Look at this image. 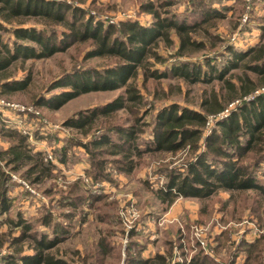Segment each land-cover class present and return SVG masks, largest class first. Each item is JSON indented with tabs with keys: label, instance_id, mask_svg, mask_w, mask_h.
<instances>
[{
	"label": "trees",
	"instance_id": "obj_1",
	"mask_svg": "<svg viewBox=\"0 0 264 264\" xmlns=\"http://www.w3.org/2000/svg\"><path fill=\"white\" fill-rule=\"evenodd\" d=\"M225 1H221L220 7L213 6L210 1H195L189 11L166 16L160 15L157 5L143 2L142 10L151 13L153 17L150 25L125 18L121 19L116 27L107 20V24L103 23L94 15L88 14L87 9L68 0H0V95H9L23 89L30 81L29 72L21 78H9L6 74L8 67L18 58L24 62L28 58L50 56L76 43H87L89 46L83 56L85 59L109 56L113 61L102 68L85 67L65 71L47 85V91L56 86L67 88L51 97H45L42 93L36 94L32 104L58 108L81 93L125 86L124 94L107 102L79 109L63 120L64 126L80 129L84 133L85 138L73 137V143L84 147L88 155L84 171L89 182L78 178L67 183L64 188H45L44 193L49 194L50 199L57 195V204L68 208L58 214L52 207L41 211L37 222L46 228L50 227V234L36 230L35 224L27 220L20 210H17L14 216L7 214L12 206V199L7 192L11 174L4 169V165H8L12 172L26 166L21 175L27 177L30 183H36L51 174L55 165L52 160L46 158L43 151L31 149L26 135L7 127L1 120L0 113V133L12 138L10 144L0 150V224L3 222L9 229L0 232L3 233L0 248L6 245L13 247L10 253L1 256L0 264H95L88 262L89 255H80L78 263H71L55 256L50 250L61 241L76 214H86L80 208L83 203L98 209L97 222L109 227L106 232L110 236H106V239L114 236L110 217L116 213L109 214L106 210L99 209L98 205L102 203L108 209L113 210V207L106 203L108 201L102 200L107 194H97L92 190V185L104 181L115 183L110 169L129 173L139 164H143L142 154L145 152L176 153L186 147L189 151L181 163L159 168L162 172L166 170V181L154 191L158 198L167 204H171L178 196L205 198L218 189L238 193L254 189L264 193V185L258 182L256 175L264 162V92L252 101L240 103L227 117H215L211 131L206 116L208 113L214 114L223 110L230 98L232 101V97L227 99L225 105L216 96H212L211 104H207L208 100H203L201 106L204 111L175 102L163 105L154 114L152 128L144 146L140 143L142 129L138 126L147 109L139 113L144 99L134 80L140 71L144 78L166 75V71L148 65L150 58L155 62L164 61L156 52L157 41L162 39L167 44L171 43L170 33L173 31L178 37V46L174 53L177 56H182L190 46L205 47L203 41L193 37L196 27L205 23L215 25L212 20L223 19L230 11L229 2ZM172 3V0H167L164 4ZM30 19L34 22L27 24ZM5 34L10 38L5 39ZM234 45L224 46L223 53L230 54V61L249 57V62L243 64L244 67L258 75H264V44L251 45L244 51L237 50ZM208 59L209 57L204 60L207 62ZM172 63L166 68L171 75H181L193 80H209L205 74L209 73V77H212L210 71H214L212 73H215V77L221 78L227 69H218L215 64L210 63L205 64L210 69L206 72L202 69L201 62H192L186 58L180 60L179 64L176 61ZM247 80L251 81L249 78ZM229 85L233 87V84ZM245 87L247 91L241 92V97L244 96L242 99H245V95L250 91L257 89ZM120 109H126L132 114L131 122L112 121L113 114ZM99 116L103 117L102 121L98 119ZM96 118L97 122L93 124ZM207 128L209 131L205 133ZM67 147L62 146L58 152L56 149L53 151L62 162L65 161ZM133 154H137L135 162L132 159ZM1 160H4L3 164ZM262 173L264 175V170ZM97 202L99 204L95 205ZM117 217V222L122 223L120 212ZM141 218L140 215L135 225L142 223ZM65 220L66 222H63ZM136 228H131L128 232L122 230L120 233L126 238L122 264H168V253L174 242H166L169 244L167 254L157 252L144 256L142 251L151 241L148 238L145 243L135 240L134 237L140 233ZM13 229L18 231L15 236L12 235ZM24 242H27L32 253L21 254ZM92 244L103 257L112 249L103 238ZM250 245L247 247L243 264H264V234L261 239ZM209 263L211 259L200 253L190 262Z\"/></svg>",
	"mask_w": 264,
	"mask_h": 264
},
{
	"label": "rangeland",
	"instance_id": "obj_2",
	"mask_svg": "<svg viewBox=\"0 0 264 264\" xmlns=\"http://www.w3.org/2000/svg\"><path fill=\"white\" fill-rule=\"evenodd\" d=\"M68 1L87 9L88 14L94 15L103 23L107 20L117 27L116 22L125 18L150 25L153 17L151 13L142 10L141 3L143 2L157 5L160 15L166 16L189 11L195 1L201 0H172L171 5L164 4L167 0ZM203 1H210L213 6L220 7L222 0ZM225 2H229L230 11L223 19L212 20L211 22H215V25L205 23L196 27L193 37L203 41L205 47L190 46L182 56H177L174 53L178 46V37L171 31V43L167 44L159 39L155 46L156 52L164 61L155 62L153 58L148 61L151 68L166 71V75L144 78L140 71L135 78L134 82L141 89L144 99L139 113L141 114L142 110L147 109L143 119L139 122L140 126H138L142 129L140 134L142 147L150 134L154 114L163 105L175 102L182 106L204 111L201 102L208 100L207 104H211L212 96H216L224 105L225 102L230 101L223 110L214 114L208 113L206 116L210 121L211 131L214 127L215 117H227L236 110L240 103L252 101L264 92V75H258L243 65L249 62V57L236 60L235 63L230 61V54L223 53L226 44H235L234 46L240 51L246 50L251 44L256 46L264 44V0H226ZM33 22V19H30L27 24ZM8 37V34L4 35L5 39ZM88 47L87 43H76L50 56L28 58L24 62L18 58L6 70L9 78H21L29 72L30 81L23 89L9 95H1L5 100L18 103L21 110L13 111L7 107L3 108L0 110L2 114V119H0L5 122L7 127L14 128L19 133L26 135L31 149L43 151L48 159L49 157L53 159L52 163L55 165L51 174L36 183H30L27 177L21 175L26 166L12 172L8 165H4V169L11 174L7 192L12 199V206L7 214L14 216L16 211L20 210L27 220L35 224L36 230L48 234L51 233L50 227L46 228L37 222L41 211L52 207V210L58 214L68 208L57 204V195L50 199V195L44 193L45 188L51 187L53 190H57L60 186L64 188L67 183L78 178L89 182L84 171L88 163V155L84 147L73 143V137L85 138L84 133L80 129L64 126L63 120L79 109L101 104L124 94L125 90V86H120L114 89L88 91L67 100L58 108L32 104L36 94L42 93L45 97H51L67 88L56 86L53 90L47 91V85L65 71L85 67L102 68L113 61L109 56L85 59L83 56ZM207 57L211 62L207 60V63L204 60ZM184 58L192 62H201L202 69L206 72L210 69L205 64L210 63L215 64L218 69H227L221 78L215 77V73H212L214 71H210L211 75L213 74L212 77L206 73L209 80H193L181 75H171L166 70L169 64H173L172 62L175 61L179 64L180 60H184ZM247 78L251 81L249 82ZM229 84H233V87ZM245 86H249L250 89L255 87L258 91H250L245 95V99H242L244 96L241 97V92L247 91ZM230 97H232V101ZM227 99L229 100L227 101ZM113 115V122L127 123L132 120V114L126 109H120ZM102 118V116L98 117L99 120ZM96 122L97 118L93 124ZM208 131L209 128L205 129V133ZM3 134L0 133V150L6 148L12 141V138ZM62 146H68L64 162L60 161L58 156L53 153L55 149L56 151L60 150ZM188 154L187 147L176 153L149 151L142 154L143 164L136 165L137 167L129 173H119L115 169H110L113 172L112 177L116 180L115 183L105 181L93 183L92 190L97 194L100 192L107 194V197L102 200L108 201L106 203L111 204L113 210L105 207L102 201L100 203L103 205H98L99 202L95 205H98L99 209L106 210L109 214L116 213L110 217L114 236L106 239V236H110L106 232L109 227L104 223L97 222L96 212L98 209L95 210L83 203L80 208L86 214L81 212L76 214L61 241L50 252L71 263H78L80 255H89L88 262L92 261L95 264H122L126 238L120 233L122 230L128 232L131 228L137 227L136 229L140 233L134 237L135 240L145 243V239L148 238L151 241L142 251L144 256H151L157 252L167 254L166 249L169 244L166 242L171 240L174 244L168 253L170 256L168 264H190L198 253L209 257L211 259L209 264H243L247 247L261 239L264 234V193L254 189H247L240 193L218 189L205 198L178 196L171 204L161 201L154 191L166 181V170L159 171L160 166L179 164ZM132 157L135 162L137 154H133ZM3 163L4 160H1V164ZM262 164L264 167V162ZM263 167L257 170L256 175L258 182L264 185ZM129 199L130 201H128ZM127 202L133 203L134 212L125 210V207L129 205ZM119 212L123 219L122 223L117 222ZM140 215L142 223L138 222L135 225V221ZM1 217L0 221H2ZM4 231H9V229L1 222L0 232ZM17 234V229H13L12 235ZM1 237L2 235L0 239ZM99 238H103L104 242L112 248L105 257L98 253L96 246L92 244ZM22 244L21 254L32 253L27 242ZM12 248L7 245L0 248V263H2L1 256L10 253Z\"/></svg>",
	"mask_w": 264,
	"mask_h": 264
},
{
	"label": "built area",
	"instance_id": "obj_3",
	"mask_svg": "<svg viewBox=\"0 0 264 264\" xmlns=\"http://www.w3.org/2000/svg\"><path fill=\"white\" fill-rule=\"evenodd\" d=\"M119 21H117L116 23L118 24ZM255 92H257L258 90H254ZM9 108L13 111H20V107H18V103L16 102H10L8 100H5L1 95H0V110H2L3 108ZM211 119V118H210ZM210 122V121H209ZM47 158V157H46ZM51 157H49L50 159ZM53 160V159H50ZM125 210L128 212H134L135 208L133 203H130L128 206L125 207Z\"/></svg>",
	"mask_w": 264,
	"mask_h": 264
},
{
	"label": "crops",
	"instance_id": "obj_4",
	"mask_svg": "<svg viewBox=\"0 0 264 264\" xmlns=\"http://www.w3.org/2000/svg\"><path fill=\"white\" fill-rule=\"evenodd\" d=\"M256 41H257V40H255V42H256ZM255 42H254V43H255ZM256 43H257V42H256ZM251 45H252V44H251Z\"/></svg>",
	"mask_w": 264,
	"mask_h": 264
}]
</instances>
